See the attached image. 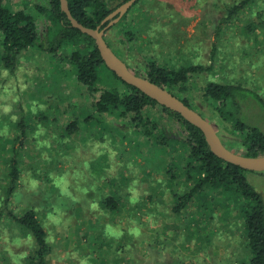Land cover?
<instances>
[{"label": "rangeland", "instance_id": "1", "mask_svg": "<svg viewBox=\"0 0 264 264\" xmlns=\"http://www.w3.org/2000/svg\"><path fill=\"white\" fill-rule=\"evenodd\" d=\"M234 1L138 0L127 9L125 19L137 21L140 27L145 22L149 25L136 32L133 46L129 49L121 42L124 16L104 28V38L140 73L147 57L168 66L212 63L211 69L190 74L189 90L176 95L188 96L190 105L209 117L221 141L230 146L231 140L236 151L240 149L238 140L212 116L200 96L206 80H217L239 82L264 100V0H256L250 9L244 8L221 23L215 34L223 4ZM2 4L9 9L23 8L37 32L33 44L19 52L12 71L0 60V140L26 134L20 147L19 177L8 207L15 212L29 207L35 211L49 245L44 264L98 263L99 247H95L93 236L106 240L104 234L112 236L105 246L108 260L127 252L134 264L247 261L250 252L239 203L232 193L207 192L204 209L193 200L178 212L171 211L176 196L191 181L180 175L178 168L173 170L172 180L167 179L165 169L152 164L154 160L145 162L158 154L153 140L143 137L129 121L132 112L117 116L94 110L92 102L99 90L90 92L75 78L68 56L77 45L58 38L59 22L47 0H2ZM247 22L253 23L251 31L243 30ZM212 44L215 51L210 58ZM97 75V88H121L102 64L97 65ZM242 96L238 115L264 131V109L251 94ZM142 112L158 117L172 134L181 133L179 123L158 105H146ZM70 120L75 126L68 132ZM8 144L4 141V146ZM8 153L0 150V186L4 184L2 158ZM149 166L148 174L144 168ZM243 174L259 192L264 206V169H246ZM113 188H117L119 202L113 210H105L98 200ZM209 208V216L201 212ZM124 231L131 239L121 250L119 237ZM31 242L29 236H20L10 225L0 223V264H25L22 256L29 252Z\"/></svg>", "mask_w": 264, "mask_h": 264}, {"label": "trees", "instance_id": "2", "mask_svg": "<svg viewBox=\"0 0 264 264\" xmlns=\"http://www.w3.org/2000/svg\"><path fill=\"white\" fill-rule=\"evenodd\" d=\"M122 1L124 0H66L71 15L83 25L90 27L95 26L103 16ZM137 1L134 0L131 5ZM47 2L51 14L59 22L58 38L60 40H70L77 45L68 56L73 64L75 78L84 84L88 91L99 90L92 102L94 110L96 112L112 113L117 116L132 112L129 121L141 131L143 137L153 140L159 157L155 156V159L147 158L145 162L151 163L154 160L152 164L165 169L167 179L172 180L173 170L178 168L180 175L191 181L182 194L176 196L170 207L171 211L178 212L193 200L198 204V207L204 209L202 206L206 203L207 192H217L219 190L231 192L233 198L239 203L245 245L250 252L248 260L240 264H264V206L259 192L245 179L243 171L246 169L216 156L210 151L201 130L197 126L184 119L178 112L159 104L152 97L116 76L101 60L92 37L69 24L64 12L59 8V1L47 0ZM254 3H256V0H237L224 3V13L217 20L214 33L219 32L221 23H227L242 9H250V6ZM127 9L122 13L121 18L125 15ZM255 13L258 16L262 15L260 12ZM123 21L126 25H121V34L125 39L121 38V42H125L130 49L133 46L136 32L140 31L141 27H148L149 22H145L140 27V23L133 21V19L128 21L125 16L121 22ZM243 28L244 31H251L254 26L252 22H247ZM0 33V60L4 67L12 71L19 52L28 45L33 44L36 38L35 23L31 15L23 8L9 9L0 0ZM214 51L215 44H212L210 58L213 57ZM122 60L134 73L145 76L149 80L164 86L175 95L180 90L183 92L189 90L187 80L190 74L212 68V63L203 65L202 63L191 62L168 66L165 62L159 63L154 58L147 57L143 64L144 71L140 73L137 69L131 67L125 59ZM98 64H102L110 71L113 77L122 84H120L121 88L118 86L97 88ZM247 93L251 94L264 109L263 98L256 91L245 87L239 82L206 80L202 85L200 96L210 108L212 116L222 123V126L238 140L240 149L236 151L245 155H256L264 153V131L256 125L243 121L238 115L240 102L245 96L242 95ZM178 97L184 103L190 105L188 96L181 94ZM150 104L158 105L161 111L176 120L179 123L181 133L174 132L172 134L166 130L158 117L150 118L147 113L143 114V107ZM198 112L203 115L200 111ZM74 126L75 121L70 120L66 125L68 132ZM25 137L26 134L21 132L13 134L9 139L0 140V150L9 151L2 158L4 160V173L1 174V178L4 180V184L0 186V223L10 225L20 236L30 237L32 241L30 250L22 256L25 264H44L49 245L45 238V231L35 211L29 207L21 212H15L8 207L9 197L16 189V181L19 177L20 147ZM4 141L9 143L7 147L4 146ZM229 144L230 146L227 147L232 148L233 143L231 140ZM145 168L144 171L147 173L152 170L150 166L148 169ZM107 181L112 183L110 178ZM51 187H54V185L51 184ZM98 202L105 210L116 208L119 202L117 188L102 194ZM210 210L211 208L208 211L201 212L209 216ZM100 231H103V229ZM104 236H106V240H102L97 235L93 236V243L96 248L99 247L97 252L100 255L99 262L95 264H118L120 259L125 258L121 264H128V262L134 264L135 259L130 258L132 256L128 255L127 252L122 255H115L111 260H108L105 246H109L112 236H108V234H104ZM130 239L131 235L124 231L119 237L118 247L122 250Z\"/></svg>", "mask_w": 264, "mask_h": 264}, {"label": "water", "instance_id": "3", "mask_svg": "<svg viewBox=\"0 0 264 264\" xmlns=\"http://www.w3.org/2000/svg\"><path fill=\"white\" fill-rule=\"evenodd\" d=\"M58 1L59 8L64 12L69 24L92 37L101 60L116 76L152 97L159 104L178 112L184 119L197 126L201 130L210 151L219 158L249 170L264 169V153L245 155L225 146L210 120L192 106L184 103L164 86L149 80L145 76L134 73L106 43L103 37L104 28L116 22L134 0L120 2L93 27L85 26L74 18L68 9L66 0Z\"/></svg>", "mask_w": 264, "mask_h": 264}, {"label": "flooded vegetation", "instance_id": "4", "mask_svg": "<svg viewBox=\"0 0 264 264\" xmlns=\"http://www.w3.org/2000/svg\"><path fill=\"white\" fill-rule=\"evenodd\" d=\"M119 18H121V16H120ZM119 18H118V19H119ZM103 35H104V30H103ZM111 49H112V48H111ZM112 50H113V49H112ZM113 51H114V50H113ZM114 52H115V51H114Z\"/></svg>", "mask_w": 264, "mask_h": 264}]
</instances>
